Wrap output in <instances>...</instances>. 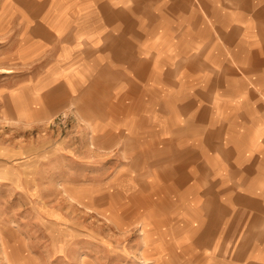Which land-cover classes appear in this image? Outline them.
I'll return each mask as SVG.
<instances>
[{
    "label": "crops",
    "instance_id": "0c3cea01",
    "mask_svg": "<svg viewBox=\"0 0 264 264\" xmlns=\"http://www.w3.org/2000/svg\"><path fill=\"white\" fill-rule=\"evenodd\" d=\"M175 1L195 2L198 25L189 16L176 25L169 12ZM160 2L170 5L166 23ZM26 13L29 62L53 53L31 84L34 114L49 113L52 88L78 100L98 90L93 98L108 105L106 119L83 108L93 135L146 134L143 143L159 142L165 154L171 141L195 155L193 166L167 172L174 182L158 191L170 207L166 255L176 264H264V0H26ZM194 60L202 63L195 73ZM249 68L252 74L241 76ZM196 98L211 110L207 142L194 134L198 123L176 113ZM171 131L174 137L166 136ZM153 186L149 208L156 207Z\"/></svg>",
    "mask_w": 264,
    "mask_h": 264
},
{
    "label": "rangeland",
    "instance_id": "374dc122",
    "mask_svg": "<svg viewBox=\"0 0 264 264\" xmlns=\"http://www.w3.org/2000/svg\"><path fill=\"white\" fill-rule=\"evenodd\" d=\"M193 3L160 2L161 22L169 19L170 6L175 22L189 16L191 24L198 25ZM31 13L37 15L36 10ZM148 16L143 19L150 24L153 17ZM52 54L47 51L45 58L29 62L26 0H0V232L11 229L6 243L12 264L18 246L25 251L17 264H176L166 255L164 238V209L170 207L163 206L166 202L158 191L174 182L167 172L193 166L195 155L171 141L165 154L161 143H143L146 134L127 139L122 133L93 135L83 108L94 118L106 119L108 105L93 98L98 90L96 96L78 100L66 89L52 88L45 108L49 113L34 114L31 84ZM195 57L202 58L200 53ZM190 66L195 73L202 63L194 60ZM239 72L242 76L253 71ZM163 74L165 80L170 78L168 69ZM246 82L250 86L252 81ZM196 84L192 90L201 89ZM198 100L192 108L175 106L176 113L188 123H198L194 134L207 142L211 110ZM165 112L173 117V109L166 107ZM170 135L174 132L166 134ZM153 174L158 176L155 182ZM152 185L156 207L149 208L153 203L146 196ZM1 245L0 264H8Z\"/></svg>",
    "mask_w": 264,
    "mask_h": 264
},
{
    "label": "bare ground",
    "instance_id": "6f19581e",
    "mask_svg": "<svg viewBox=\"0 0 264 264\" xmlns=\"http://www.w3.org/2000/svg\"><path fill=\"white\" fill-rule=\"evenodd\" d=\"M18 113V112H17ZM9 119H11V118H9ZM88 188V187H87ZM65 192H67V189H65ZM72 198V197H71ZM145 220H146V218H145ZM143 225V224H142ZM148 225V224H147ZM150 225H152V224H150ZM146 228V227H145ZM10 230L11 229H9V228H4L1 232H0V243L2 244L1 246V249H2V251H3V256H5V259H6V261H7V263L8 264H12L14 261H12V260H10V258H9V256H10V253H9V251H8V246H7V243H6V239H8L9 238V236H10ZM144 230V229H143ZM145 234V233H144ZM21 235V234H20ZM18 240H20V239H18ZM22 242V241H21ZM17 243V242H16ZM13 244V243H12ZM21 245V244H20ZM17 246V245H16ZM150 246H152V245H150ZM12 248H13V246H12ZM13 251H14V257H13V259L15 260V264H17L18 263V261L21 259L20 257H21V254H22V252L23 251H25V250H22L21 248H19V246H18V248H15V249H13ZM23 255V254H22ZM147 260V259H146ZM145 259H144V261H146ZM6 264V263H5Z\"/></svg>",
    "mask_w": 264,
    "mask_h": 264
}]
</instances>
